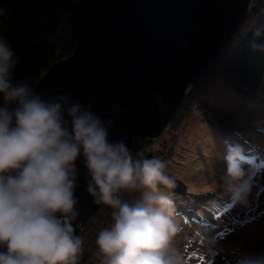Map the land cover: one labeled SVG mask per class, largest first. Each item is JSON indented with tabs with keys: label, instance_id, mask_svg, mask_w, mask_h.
Listing matches in <instances>:
<instances>
[{
	"label": "clouds",
	"instance_id": "1",
	"mask_svg": "<svg viewBox=\"0 0 264 264\" xmlns=\"http://www.w3.org/2000/svg\"><path fill=\"white\" fill-rule=\"evenodd\" d=\"M17 63L0 34V264H78L83 241L73 225L81 159L92 202L113 209L111 227L96 239L106 264H184L171 242L174 204L159 187H175L165 162L110 141L114 116L104 122L67 96L45 100L26 79L13 83ZM154 98L164 112L163 97ZM115 111L123 109L117 104ZM225 160L222 187L245 204L255 169L245 171L239 147H229ZM134 191L141 192L138 201L123 200L122 193ZM205 246L210 257L219 251L212 237ZM237 264H264V252L242 254Z\"/></svg>",
	"mask_w": 264,
	"mask_h": 264
},
{
	"label": "water",
	"instance_id": "2",
	"mask_svg": "<svg viewBox=\"0 0 264 264\" xmlns=\"http://www.w3.org/2000/svg\"><path fill=\"white\" fill-rule=\"evenodd\" d=\"M254 0H114L79 38L73 53L54 63L32 88L45 100L63 95L107 122L110 141L157 138L192 85L231 40ZM163 97L164 112L154 98ZM123 111L117 113L116 105ZM79 236L103 204L85 191L78 161Z\"/></svg>",
	"mask_w": 264,
	"mask_h": 264
},
{
	"label": "rangeland",
	"instance_id": "3",
	"mask_svg": "<svg viewBox=\"0 0 264 264\" xmlns=\"http://www.w3.org/2000/svg\"><path fill=\"white\" fill-rule=\"evenodd\" d=\"M100 1L110 5L114 0ZM21 3L26 15L42 27L44 0H21ZM7 18V13L0 17V27ZM215 73L206 79L199 95L215 109L230 113L231 128L221 129L214 115V123H208L196 104L189 111L186 109L188 113L179 124L175 125L172 119L157 138H148L147 151L146 145L138 147L135 143L131 150L134 154L148 152L161 158L166 170L187 186L184 195L160 188L174 204L172 219L177 232L171 242L184 264H237L242 254L264 252V78L257 91L245 96L232 84L219 80ZM229 147L242 150L245 171L255 169L245 204L237 203L222 187L220 178L226 171ZM122 196L134 203L141 192H124ZM209 237L215 239L219 249L212 257L205 246ZM94 264H106L100 251Z\"/></svg>",
	"mask_w": 264,
	"mask_h": 264
},
{
	"label": "trees",
	"instance_id": "4",
	"mask_svg": "<svg viewBox=\"0 0 264 264\" xmlns=\"http://www.w3.org/2000/svg\"><path fill=\"white\" fill-rule=\"evenodd\" d=\"M44 5L45 21L40 23L41 27L26 15L21 7V0L0 2V8L8 14V18L0 27V34L7 40L18 61L13 70V83L26 79L33 88L54 63L73 53L79 38L109 6L100 0H81L79 3L71 0H44ZM257 31L259 35H256ZM253 45L264 46V0H254L240 30L212 61L202 78L191 87L183 106L172 122L175 125L179 124L188 113L186 109L189 111L197 104L198 109L205 113L204 119L208 123H214L215 118L221 129L231 128L230 113L215 109L210 102L201 98L200 88L206 79L216 72L219 80L235 86L241 95L248 96L257 91L264 78V47ZM2 105L3 97L0 96V106ZM149 141L139 139L135 144L138 147L146 145L144 148L146 150L150 147ZM144 155L148 158L155 157L148 152ZM166 173L175 179V187L172 189L163 185L159 187L174 194L184 195L187 192L186 184L167 170ZM122 198L130 202L126 197ZM112 212V208L103 205L79 235L83 241V253L78 264L95 263L99 252L96 239L100 231L111 227Z\"/></svg>",
	"mask_w": 264,
	"mask_h": 264
},
{
	"label": "bare ground",
	"instance_id": "5",
	"mask_svg": "<svg viewBox=\"0 0 264 264\" xmlns=\"http://www.w3.org/2000/svg\"><path fill=\"white\" fill-rule=\"evenodd\" d=\"M220 52H221V51H220ZM220 52H219V53H220Z\"/></svg>",
	"mask_w": 264,
	"mask_h": 264
}]
</instances>
